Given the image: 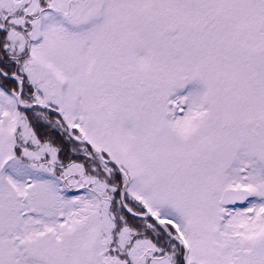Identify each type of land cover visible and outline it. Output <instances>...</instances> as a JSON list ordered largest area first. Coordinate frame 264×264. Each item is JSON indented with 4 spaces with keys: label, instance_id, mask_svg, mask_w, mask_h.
Segmentation results:
<instances>
[{
    "label": "snow or ice",
    "instance_id": "1",
    "mask_svg": "<svg viewBox=\"0 0 264 264\" xmlns=\"http://www.w3.org/2000/svg\"><path fill=\"white\" fill-rule=\"evenodd\" d=\"M0 264H264V0H0Z\"/></svg>",
    "mask_w": 264,
    "mask_h": 264
}]
</instances>
